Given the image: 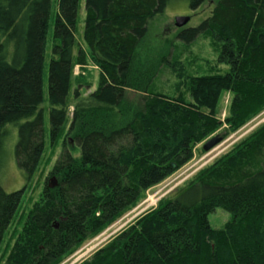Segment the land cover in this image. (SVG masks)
Masks as SVG:
<instances>
[{"label": "trees", "instance_id": "trees-1", "mask_svg": "<svg viewBox=\"0 0 264 264\" xmlns=\"http://www.w3.org/2000/svg\"><path fill=\"white\" fill-rule=\"evenodd\" d=\"M80 1L59 0L54 38L60 44L49 67L53 137L68 117ZM170 1H86L84 39L100 81L77 104L73 124L84 113L121 107L127 90L140 94L123 121L77 133L79 158L63 150L56 183L46 185L6 264H58L116 220L222 125V92L234 94L226 119L233 129L264 108V0H218L198 27L179 33L192 40L211 32L222 46L218 61L229 65L225 73L193 76L187 93L177 96L143 82L137 49ZM51 6L52 0H0V170L6 128L17 125V164L28 178L44 147L40 106ZM20 195L0 185V245ZM219 207L232 216L217 229L209 215ZM79 264H264V124Z\"/></svg>", "mask_w": 264, "mask_h": 264}, {"label": "rangeland", "instance_id": "rangeland-1", "mask_svg": "<svg viewBox=\"0 0 264 264\" xmlns=\"http://www.w3.org/2000/svg\"><path fill=\"white\" fill-rule=\"evenodd\" d=\"M86 1H80L75 43V64L72 74V87L68 102V117L62 130L53 137L50 133L49 103V67L54 56V46L60 41L54 38L55 21L59 11V0H52L50 30L47 38L43 95L40 108L44 111L45 138L39 165L30 178L19 168L16 159L18 126L8 125V136L4 147V165L0 170V185L8 192H21L19 204L4 234L0 245V264H6L21 235L25 232L32 210L43 201L46 185L53 187L57 175L54 167L64 149L79 158L80 147L75 137L81 130H88L99 123L114 124L124 120L131 112V107L138 100L140 92L127 90L126 100L121 107L111 112L84 113L73 124L74 110L78 103L87 101L90 94L98 89L100 67L91 59L89 48L84 39ZM218 0H205L201 6L193 8L191 0H171L165 11L150 21L148 32L139 45L136 62L142 67L143 82L152 81L156 92L177 96L187 93V83L193 76L225 73L229 69L226 63L218 61L222 46L211 32L201 33L192 40L180 39L181 31L198 27L207 19ZM190 16L189 23L176 26V17ZM190 40V41H189ZM83 56V57H81ZM187 98L189 95L186 96ZM234 98L232 91L222 92L217 108V115L222 125L202 142L194 145L193 158L181 168L175 170L163 182L142 192L139 200L125 210L116 220L103 230L84 241L78 249L66 254L58 264H79L90 257L97 249L110 242L122 230L136 223L143 215L157 208L159 203L180 187L194 180L199 172L216 159L231 151L242 139L264 124V108L252 115L242 126L233 129L226 121ZM133 108V107H132ZM214 136L223 137L221 143L211 151H205V142ZM1 160V158H0ZM232 214L223 208H215L209 215L214 228H222Z\"/></svg>", "mask_w": 264, "mask_h": 264}, {"label": "water", "instance_id": "water-1", "mask_svg": "<svg viewBox=\"0 0 264 264\" xmlns=\"http://www.w3.org/2000/svg\"><path fill=\"white\" fill-rule=\"evenodd\" d=\"M190 19H191L190 16H178L176 17V26L183 27L189 23ZM222 140H223L222 137L214 136L205 142L203 148L205 151H211L214 147H216L219 143H221ZM174 167H176L175 164Z\"/></svg>", "mask_w": 264, "mask_h": 264}]
</instances>
